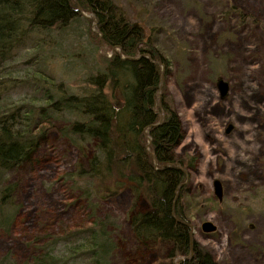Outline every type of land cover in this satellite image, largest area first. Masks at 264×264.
I'll return each instance as SVG.
<instances>
[{
	"label": "rangeland",
	"instance_id": "rangeland-1",
	"mask_svg": "<svg viewBox=\"0 0 264 264\" xmlns=\"http://www.w3.org/2000/svg\"><path fill=\"white\" fill-rule=\"evenodd\" d=\"M112 1L171 64L163 84L185 129L176 151L196 161L187 171L183 200L193 238L218 264H264V0ZM232 8L241 9L245 21ZM86 30L82 22L75 33L57 38L54 47H44L49 55L42 66L54 79L77 84L81 74L94 70L98 54L108 55L88 40ZM10 60L7 70L16 76L30 65L23 50ZM221 79L230 87L224 97L218 90ZM25 90L12 88L10 99L23 97ZM229 124L233 129L227 133ZM60 125H42L46 136L37 150L9 172L21 207L7 236L0 234V255L10 252L20 263L41 248L46 236L91 225L107 214L115 221L116 242L108 264H156L169 245L141 247L134 241L127 190L111 192L106 182L95 187L93 181L96 189L85 199L78 187L83 183L70 178L83 158L60 134ZM215 179L222 183L219 199ZM205 220L217 230L205 234Z\"/></svg>",
	"mask_w": 264,
	"mask_h": 264
},
{
	"label": "trees",
	"instance_id": "trees-1",
	"mask_svg": "<svg viewBox=\"0 0 264 264\" xmlns=\"http://www.w3.org/2000/svg\"><path fill=\"white\" fill-rule=\"evenodd\" d=\"M232 9L245 21L241 9ZM82 22L88 40L109 57L98 54L94 70L72 85L43 69V57L49 55L44 47H54L57 38L75 33ZM149 40L112 0H0V234L7 236L21 207L9 172L37 150L46 136L40 127L59 121L60 134L83 158L70 178L83 183L78 187L85 199L104 182L111 192L127 190L134 241L141 247L169 245L156 264H218L195 238L190 257L192 228L183 200L187 171L196 161L177 154L185 137L182 119L166 86L158 91L162 69L171 64L150 49ZM22 50L30 65L16 76L7 67ZM14 87L26 89L23 97L10 99ZM138 203L143 208H136ZM91 221L46 236L41 248L20 263L10 252L2 254L0 264H108L116 249L115 221L107 214Z\"/></svg>",
	"mask_w": 264,
	"mask_h": 264
},
{
	"label": "water",
	"instance_id": "water-1",
	"mask_svg": "<svg viewBox=\"0 0 264 264\" xmlns=\"http://www.w3.org/2000/svg\"><path fill=\"white\" fill-rule=\"evenodd\" d=\"M78 10L79 12L85 17H88V15L86 13H83L81 11V9L78 7ZM93 24L95 25V21L93 22ZM150 49H152L150 47ZM146 55V54H145ZM104 56H107L109 57V55H107L106 53H104ZM146 57H148V55H146ZM132 58V57H131ZM130 58V59H131ZM138 57H133V59H136ZM162 77H161V82L160 84H158V91H160L162 89V85H163V82H164V78H165V75H164V68L162 69ZM218 90H219V94H221V97L223 96H226L228 91H229V83H227L225 80L221 79L218 83ZM162 121V118H160V121H158L157 123H160ZM233 129V126L231 124L227 125V128H226V132L229 133L231 130ZM166 165H169V164H166ZM179 166V164H177ZM187 182V180L185 181V183ZM214 194L216 193V195L218 196V198H221L222 197V184L219 180L215 179L214 180ZM183 185V184H182ZM182 185H180V187H182ZM174 205V204H173ZM201 227H202V231L206 234V233H213L217 230V226H215L213 224V222H211L210 220H205V222H203L201 224ZM190 228H192L191 232H190V239H191V254H190V257L193 256V227L192 225H190Z\"/></svg>",
	"mask_w": 264,
	"mask_h": 264
},
{
	"label": "flooded vegetation",
	"instance_id": "flooded-vegetation-1",
	"mask_svg": "<svg viewBox=\"0 0 264 264\" xmlns=\"http://www.w3.org/2000/svg\"><path fill=\"white\" fill-rule=\"evenodd\" d=\"M189 177V176H188ZM214 182V181H213ZM222 184V183H221ZM216 194V193H215ZM223 195V194H222ZM217 196V195H216ZM218 197V196H217ZM219 199V198H218Z\"/></svg>",
	"mask_w": 264,
	"mask_h": 264
}]
</instances>
